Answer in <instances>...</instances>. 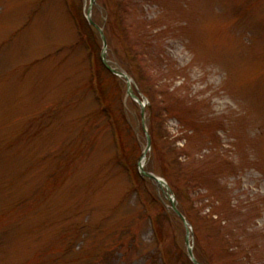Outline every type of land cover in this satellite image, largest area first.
I'll list each match as a JSON object with an SVG mask.
<instances>
[{"label": "rangeland", "instance_id": "374dc122", "mask_svg": "<svg viewBox=\"0 0 264 264\" xmlns=\"http://www.w3.org/2000/svg\"><path fill=\"white\" fill-rule=\"evenodd\" d=\"M96 2L108 59L147 98L146 165L171 187L196 257L264 264V0ZM67 8L0 0V264H187L164 194L123 167ZM99 78L134 175L139 106Z\"/></svg>", "mask_w": 264, "mask_h": 264}, {"label": "water", "instance_id": "95a60500", "mask_svg": "<svg viewBox=\"0 0 264 264\" xmlns=\"http://www.w3.org/2000/svg\"><path fill=\"white\" fill-rule=\"evenodd\" d=\"M143 174H144V175H147V177L154 178L158 183L160 182V180H158L155 176H153V175L150 174V173L143 172ZM187 236H188V235H187ZM187 236H185V237H186V243H188V237H187ZM188 251H189V254L192 255V253H191V248H190V247H188ZM196 264H198V263H196Z\"/></svg>", "mask_w": 264, "mask_h": 264}, {"label": "trees", "instance_id": "16d2710c", "mask_svg": "<svg viewBox=\"0 0 264 264\" xmlns=\"http://www.w3.org/2000/svg\"><path fill=\"white\" fill-rule=\"evenodd\" d=\"M173 216H174V215H171L170 218L173 217ZM173 218H174V217H173Z\"/></svg>", "mask_w": 264, "mask_h": 264}]
</instances>
